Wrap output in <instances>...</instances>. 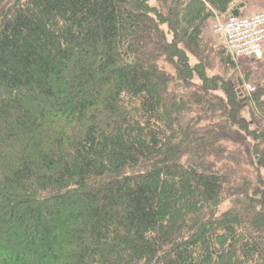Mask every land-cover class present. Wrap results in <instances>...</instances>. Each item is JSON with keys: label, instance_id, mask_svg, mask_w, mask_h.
I'll use <instances>...</instances> for the list:
<instances>
[{"label": "trees", "instance_id": "obj_1", "mask_svg": "<svg viewBox=\"0 0 264 264\" xmlns=\"http://www.w3.org/2000/svg\"><path fill=\"white\" fill-rule=\"evenodd\" d=\"M236 2L0 0V264H264V81L202 45Z\"/></svg>", "mask_w": 264, "mask_h": 264}, {"label": "rangeland", "instance_id": "obj_2", "mask_svg": "<svg viewBox=\"0 0 264 264\" xmlns=\"http://www.w3.org/2000/svg\"><path fill=\"white\" fill-rule=\"evenodd\" d=\"M240 1H248V0H237V2ZM264 4V0H260ZM262 7V6H261ZM264 9V8H263ZM261 11V10H260ZM259 10L256 12H260ZM264 11V10H262ZM254 12V13H256ZM230 10L227 12L226 15H223L222 17H214L211 18V20L208 21V23L205 26L204 29V41L207 45H205L202 42V45L204 48L208 50L209 58L208 63L205 64L206 66H210L211 71H207L208 78L212 77H220L225 82L229 81L231 78L234 80L237 79L238 81V88L242 90L245 89V86H251L255 88V92H257V87L259 84H262L264 81V47L261 51V53L252 58L244 59V58H233L227 50L224 48L222 42L220 39L214 37L210 31L211 24L216 21L224 20L228 15H230ZM253 14V13H251ZM250 15V14H249ZM224 51L232 61V64L225 63L224 65L221 64V60L219 58V52L223 54V58H226V55L224 54ZM196 64L194 59H190V65L194 66ZM231 65L234 66V69L232 70L230 67ZM239 82L242 83V86H239ZM223 86L220 88V95L223 96L222 93ZM249 120V118H247ZM262 124H264L262 122Z\"/></svg>", "mask_w": 264, "mask_h": 264}, {"label": "built area", "instance_id": "obj_3", "mask_svg": "<svg viewBox=\"0 0 264 264\" xmlns=\"http://www.w3.org/2000/svg\"><path fill=\"white\" fill-rule=\"evenodd\" d=\"M231 13L224 20L211 24L212 35L220 39L233 58L258 56L264 47V11L247 16H233ZM244 91L253 94L255 88L245 86Z\"/></svg>", "mask_w": 264, "mask_h": 264}, {"label": "crops", "instance_id": "obj_4", "mask_svg": "<svg viewBox=\"0 0 264 264\" xmlns=\"http://www.w3.org/2000/svg\"><path fill=\"white\" fill-rule=\"evenodd\" d=\"M262 6V7H261ZM264 4L260 0H248L236 2L231 6V11L237 10L239 15L247 16L256 11L264 10Z\"/></svg>", "mask_w": 264, "mask_h": 264}, {"label": "water", "instance_id": "obj_5", "mask_svg": "<svg viewBox=\"0 0 264 264\" xmlns=\"http://www.w3.org/2000/svg\"><path fill=\"white\" fill-rule=\"evenodd\" d=\"M231 14L233 16H238L239 15L238 12H237V10L233 11ZM239 86H242V83L241 82H239Z\"/></svg>", "mask_w": 264, "mask_h": 264}]
</instances>
